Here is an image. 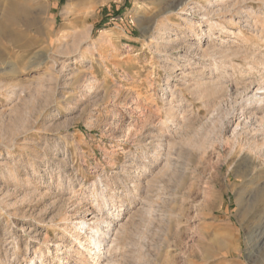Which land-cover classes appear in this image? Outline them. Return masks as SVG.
<instances>
[{"label": "rangeland", "instance_id": "1", "mask_svg": "<svg viewBox=\"0 0 264 264\" xmlns=\"http://www.w3.org/2000/svg\"><path fill=\"white\" fill-rule=\"evenodd\" d=\"M1 1L0 264H264V0Z\"/></svg>", "mask_w": 264, "mask_h": 264}, {"label": "bare ground", "instance_id": "2", "mask_svg": "<svg viewBox=\"0 0 264 264\" xmlns=\"http://www.w3.org/2000/svg\"><path fill=\"white\" fill-rule=\"evenodd\" d=\"M1 1V0H0ZM136 1V0H135ZM138 1V0H137ZM162 1V0H161ZM161 1H159V2H161ZM2 2V1H1ZM165 3V2H164ZM7 4V3H6ZM150 4V3H149ZM158 3H156V5H157ZM154 5H155V3H154ZM169 5V4H168ZM7 6H8V4H7ZM10 6H11V4H10ZM14 6H16V5H14ZM4 7V6H3ZM9 7V6H8ZM4 7V8H6V10H4V11H2L1 13H0V33H1V35L3 34L4 36L7 34V28H9V26H5V24L4 23H6V22H8V23H10V22H12V21H14V17H16L17 15H18V18L20 17V16H22L25 12H22V11H25V10H23L22 8H21V10H19V8H12V7ZM157 7H159V6H157ZM156 7V8H157ZM162 7V6H161ZM2 8V7H1ZM160 8V7H159ZM158 8V9H159ZM163 11V10H162ZM31 12V11H30ZM161 12V11H160ZM16 19H17V17H16ZM16 19H15V21H16ZM18 20V19H17ZM21 21V20H20ZM157 21V20H156ZM18 22V21H17ZM9 32V31H8ZM8 35V34H7ZM9 35H10V33H9ZM6 37V36H5ZM9 39V38H8ZM7 40V39H6ZM111 44V43H110ZM113 45V44H112ZM3 55V54H2ZM1 54H0V61L2 60V58H3V56H2ZM263 94V93H262ZM263 97V96H262ZM257 100V99H256ZM250 170V168L248 169L247 168V166H245V171L247 172V171H249ZM251 171V170H250ZM253 171V170H252ZM255 171V170H254ZM254 176V175H253ZM261 176V175H260ZM255 177V176H254ZM260 195V194H259ZM263 197V196H262ZM95 233V232H94ZM98 233V232H97ZM95 236V235H94ZM106 236H108V233L106 234ZM91 237H93V236H91ZM97 237V236H96ZM98 240V239H97ZM90 242V246L91 247H97V245L99 244V243H97V241L94 239V237L93 238H91V241H89ZM98 248V247H97ZM85 250L86 251H88V253L90 254L91 253V251L93 250V248H85Z\"/></svg>", "mask_w": 264, "mask_h": 264}]
</instances>
